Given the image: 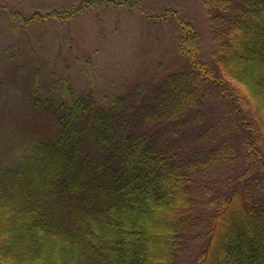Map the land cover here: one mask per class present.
Returning a JSON list of instances; mask_svg holds the SVG:
<instances>
[{
	"label": "trees",
	"instance_id": "1",
	"mask_svg": "<svg viewBox=\"0 0 264 264\" xmlns=\"http://www.w3.org/2000/svg\"><path fill=\"white\" fill-rule=\"evenodd\" d=\"M203 4L207 59L165 9L179 69L103 104L67 78L32 94L56 125L0 161V264H264V0Z\"/></svg>",
	"mask_w": 264,
	"mask_h": 264
},
{
	"label": "rangeland",
	"instance_id": "2",
	"mask_svg": "<svg viewBox=\"0 0 264 264\" xmlns=\"http://www.w3.org/2000/svg\"><path fill=\"white\" fill-rule=\"evenodd\" d=\"M176 10L195 27L198 58L211 34L203 0H0V161L14 165L56 122L32 102L67 78L75 95L92 90L101 104L140 84L150 87L179 69ZM52 10L67 20L38 19ZM150 16V17H149ZM224 172V171H223Z\"/></svg>",
	"mask_w": 264,
	"mask_h": 264
}]
</instances>
